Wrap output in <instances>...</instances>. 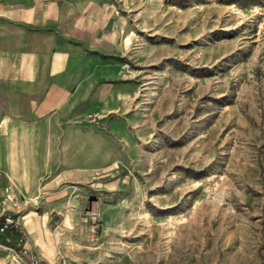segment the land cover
Instances as JSON below:
<instances>
[{"label":"rangeland","instance_id":"obj_1","mask_svg":"<svg viewBox=\"0 0 264 264\" xmlns=\"http://www.w3.org/2000/svg\"><path fill=\"white\" fill-rule=\"evenodd\" d=\"M145 12L133 68L157 76L150 136L132 163L21 212L27 252L9 236L0 264H264V0Z\"/></svg>","mask_w":264,"mask_h":264},{"label":"crops","instance_id":"obj_2","mask_svg":"<svg viewBox=\"0 0 264 264\" xmlns=\"http://www.w3.org/2000/svg\"><path fill=\"white\" fill-rule=\"evenodd\" d=\"M146 16L145 0H0V198L37 209L134 161L157 78L133 68Z\"/></svg>","mask_w":264,"mask_h":264},{"label":"built area","instance_id":"obj_3","mask_svg":"<svg viewBox=\"0 0 264 264\" xmlns=\"http://www.w3.org/2000/svg\"><path fill=\"white\" fill-rule=\"evenodd\" d=\"M122 69L129 71L130 67L127 62L121 63ZM89 119L98 120L95 116L90 114L86 115ZM9 186L5 185L2 190V197L0 198V249H8L7 244L9 242V236H16L19 248L22 253L27 252L25 240L23 238V232L20 224V214L24 210L30 207H34L38 204L37 197L20 198L15 201L8 195ZM12 207V208H11ZM29 264H35L36 259L34 256H30Z\"/></svg>","mask_w":264,"mask_h":264}]
</instances>
